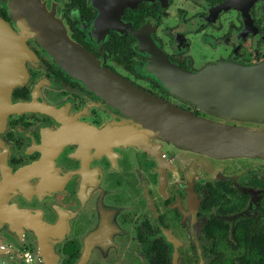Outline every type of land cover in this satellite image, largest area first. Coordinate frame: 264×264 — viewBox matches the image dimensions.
Listing matches in <instances>:
<instances>
[{
    "label": "flooded vegetation",
    "instance_id": "flooded-vegetation-1",
    "mask_svg": "<svg viewBox=\"0 0 264 264\" xmlns=\"http://www.w3.org/2000/svg\"><path fill=\"white\" fill-rule=\"evenodd\" d=\"M21 4L23 76L0 119V264L24 252L38 264V250L45 264H264L263 158L175 147L44 45L68 38L171 106L264 130V108L211 117L152 69L156 54L189 74L264 60V0H0L15 31Z\"/></svg>",
    "mask_w": 264,
    "mask_h": 264
},
{
    "label": "water",
    "instance_id": "water-1",
    "mask_svg": "<svg viewBox=\"0 0 264 264\" xmlns=\"http://www.w3.org/2000/svg\"><path fill=\"white\" fill-rule=\"evenodd\" d=\"M21 9L10 12L13 20L19 22L18 31L12 30L0 18V119L10 110L11 89L19 84L23 76L21 54L25 45L21 42V33L26 32L28 27L22 4ZM49 21L56 22L53 18L46 22ZM51 44L47 42L44 45L51 49V54L61 66L87 82L94 84L96 79L100 91L124 93L127 105L132 110L148 113L151 120L157 121L156 124L150 123V126L175 147L218 158L252 156L264 159V130L212 120L171 106L117 78L82 46L68 38L65 41L60 38L59 42ZM157 57L159 55L156 54L154 60L159 66L156 68L152 64V69L159 70L166 87L196 104L211 117L231 120L237 113L250 114L264 108V60L249 65L237 62L209 63L189 74L172 65L162 55ZM3 240L0 239V244ZM5 253L6 249L0 246V258ZM37 259L38 264H45L39 250Z\"/></svg>",
    "mask_w": 264,
    "mask_h": 264
},
{
    "label": "built area",
    "instance_id": "built-area-1",
    "mask_svg": "<svg viewBox=\"0 0 264 264\" xmlns=\"http://www.w3.org/2000/svg\"><path fill=\"white\" fill-rule=\"evenodd\" d=\"M21 264H36L35 255L30 252H24Z\"/></svg>",
    "mask_w": 264,
    "mask_h": 264
},
{
    "label": "rangeland",
    "instance_id": "rangeland-1",
    "mask_svg": "<svg viewBox=\"0 0 264 264\" xmlns=\"http://www.w3.org/2000/svg\"><path fill=\"white\" fill-rule=\"evenodd\" d=\"M12 244V243H11ZM18 254H20V251H19V253ZM6 260H10L11 262H16V260H14V259H11L10 257H7L6 258Z\"/></svg>",
    "mask_w": 264,
    "mask_h": 264
}]
</instances>
